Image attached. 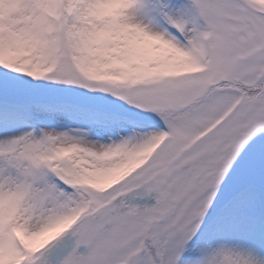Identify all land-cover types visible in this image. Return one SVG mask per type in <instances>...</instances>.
<instances>
[{
  "label": "snow or ice",
  "instance_id": "obj_1",
  "mask_svg": "<svg viewBox=\"0 0 264 264\" xmlns=\"http://www.w3.org/2000/svg\"><path fill=\"white\" fill-rule=\"evenodd\" d=\"M0 264H264V0H0Z\"/></svg>",
  "mask_w": 264,
  "mask_h": 264
}]
</instances>
